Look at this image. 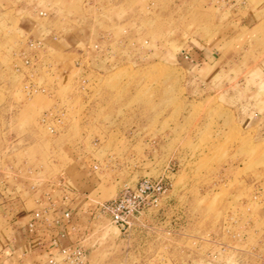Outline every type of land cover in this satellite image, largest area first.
Here are the masks:
<instances>
[{
	"label": "rangeland",
	"instance_id": "374dc122",
	"mask_svg": "<svg viewBox=\"0 0 264 264\" xmlns=\"http://www.w3.org/2000/svg\"><path fill=\"white\" fill-rule=\"evenodd\" d=\"M61 188L87 264H264V0H0V197Z\"/></svg>",
	"mask_w": 264,
	"mask_h": 264
},
{
	"label": "crops",
	"instance_id": "0c3cea01",
	"mask_svg": "<svg viewBox=\"0 0 264 264\" xmlns=\"http://www.w3.org/2000/svg\"><path fill=\"white\" fill-rule=\"evenodd\" d=\"M68 193L64 188L55 190L48 199L38 204L30 200L8 201L0 197V264H47L48 258L58 253V247L81 237L80 232L52 222L54 216L73 205L66 204ZM40 209L54 211L50 220H37L32 231L28 224L34 212Z\"/></svg>",
	"mask_w": 264,
	"mask_h": 264
},
{
	"label": "built area",
	"instance_id": "2783aa9c",
	"mask_svg": "<svg viewBox=\"0 0 264 264\" xmlns=\"http://www.w3.org/2000/svg\"><path fill=\"white\" fill-rule=\"evenodd\" d=\"M41 14L45 13L41 12ZM166 189V183L162 178H143L135 185L123 187L113 198L99 202L96 209L99 214L109 216L111 222L119 229H125L131 226L133 219L142 213ZM53 211L49 212V209L35 211L33 219L28 224L30 230L35 229L37 220H50ZM52 222L57 226L63 225L65 228L68 227L73 231H77V225L73 223L74 215L69 209L63 210L60 215L54 216ZM62 234L65 235V231ZM62 262L87 264V250L81 240L58 247V253L50 256L47 264H61Z\"/></svg>",
	"mask_w": 264,
	"mask_h": 264
}]
</instances>
